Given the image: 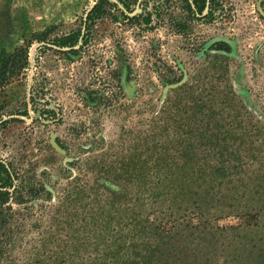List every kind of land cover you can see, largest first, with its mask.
Segmentation results:
<instances>
[{
    "label": "rangeland",
    "instance_id": "rangeland-1",
    "mask_svg": "<svg viewBox=\"0 0 264 264\" xmlns=\"http://www.w3.org/2000/svg\"><path fill=\"white\" fill-rule=\"evenodd\" d=\"M94 1L0 0V57L28 47L29 62L23 75L0 88V123L7 121L0 124V161L18 172L27 188L36 190L38 204L44 207L21 211L29 216L43 214V220L39 226L19 228L15 245L0 264L34 263L49 225L47 216L66 195L74 199L85 185L88 176L83 166L99 164L84 157L103 153L110 164L135 150L142 154L143 140L155 126L152 121L164 102L173 99L169 89H177L176 83L188 81L207 88L209 82L217 86L229 82L245 109L264 123V0H218L221 16L212 23L189 21L177 0H151L147 11L155 12L154 6L163 4L152 31L144 32L120 17L106 18L94 27L88 50L77 55L38 42L41 35L53 38L78 28ZM214 40L227 42L231 49L226 81L216 78L220 59L213 55L220 53L208 48ZM214 66L217 73L211 70ZM24 102L28 117L10 115L22 111ZM40 104L52 112L39 115L35 108ZM187 124L196 131L192 120ZM155 210L148 211L150 221H155ZM242 222L230 217L217 225ZM262 231L258 228V235ZM187 234L182 230L173 235L175 253L168 264H233L237 258L234 247L192 243Z\"/></svg>",
    "mask_w": 264,
    "mask_h": 264
},
{
    "label": "trees",
    "instance_id": "trees-1",
    "mask_svg": "<svg viewBox=\"0 0 264 264\" xmlns=\"http://www.w3.org/2000/svg\"><path fill=\"white\" fill-rule=\"evenodd\" d=\"M150 1L95 0L78 28L53 38L41 35L38 42L77 55L88 50L94 27L106 18L120 17L144 32L152 31L163 4L151 12ZM177 1L189 21L212 23L221 16L218 0ZM134 7L139 8L136 14ZM178 26L185 29L184 24ZM208 48L220 53L213 55L220 59L216 78L228 80L229 44L214 40ZM28 66V47L1 56L0 88ZM211 70L217 73L215 66ZM176 88L169 89L173 99L164 102L152 121L155 126L143 140L142 154L135 150L110 164L103 153L82 159L99 160L100 165L83 166L85 185L74 199L66 195L47 216L49 225L33 264H168L175 253L172 237L182 230L192 243L234 247L238 254L233 264H264V123L245 109L229 82L223 86L209 82L207 88L178 82ZM29 100L35 106L32 93ZM25 103L22 111L10 115L28 117ZM40 106L35 108L39 115L52 112L45 104ZM191 120L196 131L187 124ZM242 125L251 131H243ZM169 136L173 139L167 143ZM38 199L36 190L27 188L18 172L0 161V263L15 245L20 227L39 226L43 220V214L21 213L42 208ZM155 207V221H150L148 211ZM230 217L243 222L217 225ZM258 228L263 230L260 235Z\"/></svg>",
    "mask_w": 264,
    "mask_h": 264
}]
</instances>
